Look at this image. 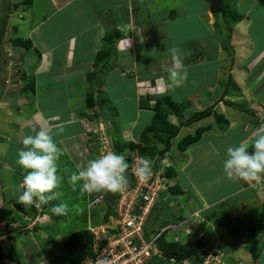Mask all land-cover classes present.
Wrapping results in <instances>:
<instances>
[{"label": "crops", "instance_id": "obj_1", "mask_svg": "<svg viewBox=\"0 0 264 264\" xmlns=\"http://www.w3.org/2000/svg\"><path fill=\"white\" fill-rule=\"evenodd\" d=\"M232 1L240 9L237 19L212 12L209 0H34L24 7L19 37L30 40L31 46L17 43L22 49L15 51V59H25L21 68L33 79L34 89L19 91L18 85L27 80L5 87L4 76L0 80V142L5 137L14 144L7 159L0 153V249L7 251L9 242L13 248L11 256L0 259L55 264L53 257L61 252L43 248L38 244L40 233H29L52 216L41 213L35 228L36 210L16 200L23 173L12 153L23 147L27 135L49 129L61 150L57 169L62 172L61 164L67 165L62 159L83 167L99 154L88 128L109 120L111 129L116 126L111 131L113 146L138 142L163 99L168 108L170 100L176 103L166 120L178 126L177 132L162 157V166L169 164L173 171L148 222L152 218L153 223L171 225L165 230L166 240L202 239L208 249L223 254V264H264V223L254 233L264 201V192L254 185L260 182L264 187V174L229 179L222 169L226 148L251 144L255 130L264 125V0ZM1 2L8 15V0ZM172 49L183 64L175 79L169 75L175 63ZM98 50L107 55L95 61ZM90 71L96 74L89 81ZM89 89L96 95L95 123L88 111ZM205 109L210 111L192 117ZM197 132V138L189 139ZM155 143L157 149L163 146ZM215 165L219 169L213 173ZM220 176L228 187L222 192L214 188ZM61 181L55 190L63 198H73L75 189ZM232 181L235 186H229ZM83 195L87 201L88 193ZM57 200L60 203V196ZM169 216L177 221H165ZM25 256L30 261L24 262Z\"/></svg>", "mask_w": 264, "mask_h": 264}, {"label": "clouds", "instance_id": "obj_2", "mask_svg": "<svg viewBox=\"0 0 264 264\" xmlns=\"http://www.w3.org/2000/svg\"><path fill=\"white\" fill-rule=\"evenodd\" d=\"M171 52L175 63L169 70V75L175 79L183 64L177 50L172 49ZM21 143L23 147L18 150L17 164L23 173V180L17 187V202L24 206H32L34 203L40 206L57 199L59 192L55 189H58L62 180L57 170V161L61 155V150L54 141L50 130L41 127L35 135H27ZM249 147H251V151H249ZM164 154L159 158L164 157ZM129 166L128 159L124 154L109 150L89 159L83 167L78 166L77 171L68 177V183L73 189L78 187L81 193L118 192L128 184L127 170ZM167 166L169 164L163 165L162 175L166 181L163 190L166 189L167 178L169 177L165 174ZM222 169L229 179L247 180L264 174V125L255 130L251 144L240 143L226 148ZM151 171V161L141 157L135 174L139 179L146 180ZM256 183L260 184V182ZM258 190L264 192L263 188ZM66 209V204L59 203L51 206L50 211L54 215H63ZM210 250L216 249H208V251ZM218 252L220 253V251ZM203 259L197 264H200ZM189 260L190 258H183L178 263L193 264ZM183 261L187 262L183 263Z\"/></svg>", "mask_w": 264, "mask_h": 264}, {"label": "rangeland", "instance_id": "obj_3", "mask_svg": "<svg viewBox=\"0 0 264 264\" xmlns=\"http://www.w3.org/2000/svg\"><path fill=\"white\" fill-rule=\"evenodd\" d=\"M33 1L34 0H8V11H9L8 15H6V13L2 12L3 5H2V2L0 3V14H3L2 19L0 20V80L2 79V76H4V78H5V83L3 85L4 87L9 86L13 83L16 84L18 79L21 82H22V80H24V81L27 80V82H28V80H29V79H27V75L24 72V69L21 68L22 62L26 63L25 59H23V58L15 59V51L19 50V52H21L22 47H25V45L20 43L22 47L21 46L17 47L19 45H17V43L15 41H17L21 38V37H19V29H20V27H19L20 26L19 25L20 19L19 18H21V19L24 18L22 16L23 11H24V7L30 2L32 3ZM226 4H225L226 15L231 14L232 19L233 18L237 19L238 18L237 14H239L238 11H240V9L238 10V7L234 6L235 1L227 0ZM33 17H35V16H33ZM26 25L28 26L29 24L25 23V26ZM45 28H47L45 24L41 26L40 32L42 34H45V32L43 31ZM56 32L57 31H55L54 34H56ZM60 32H63V31L61 30ZM229 35L230 34L228 33V38H229ZM224 37L227 39V34H225ZM226 39H225V41L227 42V45L231 46L229 41H227ZM54 41H55V38H54ZM115 45H119V40L116 41ZM28 47H30V46H28ZM30 80H33V79H30ZM28 84H30V83H28ZM25 85L27 86V88H30V87H28L27 84H25ZM25 85L19 84L18 85L19 91L24 90ZM3 89H5V88H3ZM3 89L1 91L2 93H3ZM93 90H94V87H93ZM16 93H18L17 90H16ZM95 98H96V95L94 94V92H92L91 99H87V100H90L87 102V105L89 106V109H88L89 116L91 115V117H92L91 119L93 120L94 123H95V119H94L95 116H94L92 110H94L95 105H96ZM9 104L12 105L11 103H9ZM108 110L113 111V109L111 107L108 108ZM208 111H210V109H208L207 112ZM97 120H99V119L97 118ZM105 122H106V124L99 127V122L97 121V127L96 128H95V126H91L90 128L87 129V133H89L90 140H92L94 146L97 147V150L99 153L98 155H100L103 152L113 150V145H112L113 142L111 139L112 132L111 131L112 130L116 131V126L113 125V129H111L110 128V121L105 120ZM115 123L117 124V122H115ZM102 124H103V122H102ZM8 140H9V138L4 137L3 140L0 142V153L2 155H4L5 159H7L6 154L9 152V150L14 145L10 141L8 142ZM156 145H157V143H156ZM127 151H128V153L126 154V157L128 159L129 165L130 164L132 165L134 159H135V162L137 161L136 160L137 156H138L137 152H136L137 150L132 149V147H130V148L128 147ZM17 155H18V152L12 153V156L15 158H17ZM4 157H3V159H4ZM132 157H133V160H130V158H132ZM62 162H66V164H67V165L61 164V168H64V170L62 172H60L59 169H57V170H58V173L60 174V176L64 175V177H62V180L68 181V177H70V175L73 172L77 171L78 166L73 162L70 163V161H67V159L66 160L62 159ZM57 167H58V165H57ZM218 169H219L218 165L217 166L215 165L213 167V173H216ZM218 174L220 175V170L218 171ZM224 179L225 178H222L220 176L218 178V182H217L218 184L215 185V187H214L215 189H219L220 192H222V190H224V189H228L227 183H224ZM61 183H62V181H61ZM234 183L235 182L232 181V182H229L228 184H229V186H235ZM259 186H261V184H259L258 187H256V189H259ZM58 188H60V187H58ZM261 188L264 189L263 186H261ZM74 191H75V194H74L75 196L73 195V198H76L75 202L72 201L73 198H63L62 193H59V196L61 198L60 203H62L63 199H64V201L67 202V204L69 206H72L71 209H67V213H68L67 215H61V217H59L56 221L54 219H52L51 221L42 223V226L40 227V229L36 228V230H35L32 228L33 230L30 229L31 231H29V233L31 235L35 234L34 231H36V233H40L41 239H39L38 244L40 245V242H41V246L43 248L49 247L52 249L54 247L55 250L60 249L61 252L59 254H57V257H53L54 258L53 263H55V264H69V255H68L69 253L64 251V249H65L64 238H66L65 236L70 231H72L76 228L82 227L84 225L87 226L88 223L94 224V223L101 221L102 220V212L104 211L105 204L111 198L112 194H114V192L109 191V193H108L109 195L106 197L104 196L102 201H98V202L96 201V202H94L93 206L89 207V206H87V201L84 198V195H83L84 193L81 194V191L79 190L78 187ZM111 200H112V198H111ZM58 201L59 200L54 199V200L49 201L46 204L47 207H46L45 211L47 213H49L50 216H51V211H50L51 206L59 204ZM100 207H101V209H100ZM39 215H41V214H39ZM157 221L158 220H156V222L153 223L152 218H150V220L148 222L150 224H148L149 226L147 227V231L149 234L157 231L159 229V227L164 223V221H160V222H157ZM165 221L174 222V221H177V219H174V218L169 216ZM38 224H40V223H38ZM152 225H154L156 228H152L151 227ZM28 226L30 227V224ZM58 232H60V238H58V236H59ZM206 240L210 241V238L208 236H206ZM27 257L23 258L24 262L30 261V258H27ZM5 259L8 260L9 258H5ZM9 260H12V259H9ZM12 261L14 263H16L14 260H12ZM34 262H35V260L31 261V263L35 264ZM20 263L24 264L22 261ZM175 264H176V262H175Z\"/></svg>", "mask_w": 264, "mask_h": 264}, {"label": "built area", "instance_id": "obj_4", "mask_svg": "<svg viewBox=\"0 0 264 264\" xmlns=\"http://www.w3.org/2000/svg\"><path fill=\"white\" fill-rule=\"evenodd\" d=\"M166 156V154H164ZM133 160L129 170L134 177V183L118 191L114 213L109 214L106 220L95 224H88L87 229L92 234V254H87L79 264H150L154 256H161L158 247V238L162 231L171 225L164 224L153 233H147L145 226L150 210L161 190L165 188L163 173V158L157 161L159 168L152 164V171L148 179L141 180L135 174L139 163ZM132 163V162H131ZM259 183L255 186L258 187ZM261 189V186H259ZM101 194L88 199L87 206L100 201ZM38 216L34 224L38 223L41 214V205L33 204ZM222 253L216 250L207 252L200 264H223ZM173 260V259H172ZM0 264H16L12 260L0 259Z\"/></svg>", "mask_w": 264, "mask_h": 264}, {"label": "trees", "instance_id": "obj_5", "mask_svg": "<svg viewBox=\"0 0 264 264\" xmlns=\"http://www.w3.org/2000/svg\"><path fill=\"white\" fill-rule=\"evenodd\" d=\"M209 7L212 12H218V11L222 13L226 12L224 0H209ZM108 39L109 37H106V40ZM15 42L18 44L20 43L24 44L26 48H28V46H31L30 40L28 39H19ZM106 55L107 53L105 50H98L95 55V61L106 57ZM95 74L96 73L94 71H90L89 73H87L86 74L87 80L90 81L94 79ZM29 81L30 82H27L26 84L33 91L34 89L33 80H29ZM25 88L27 90L26 85H25ZM86 97L87 99H91L92 89L88 90ZM159 99L160 98H158L157 100ZM162 101L163 99L159 100L156 103L155 112L151 118V122L140 133L139 141L138 142H132V141L123 142L122 144L116 143V145L114 144L113 146L114 151H116L117 153H122L121 151H123L124 147H129V148L132 147V149L137 150L136 152L139 158L141 157L147 158L148 160L151 161V164H153L155 168H159L157 161L160 159L159 157H161L164 153L168 151L170 147V139L171 137L175 135V133L177 132V127H178V126L172 125L166 120L168 109H175L176 103L170 100V102L167 104L169 106L168 108L164 106ZM206 111L207 110L205 109V110L194 112L192 114V117H199L201 115H204ZM215 116L216 118H219L218 115H215ZM199 132H197L193 136H190L189 139L192 140V139L197 138ZM155 141L161 142L163 146L157 149ZM165 170H166L165 174L170 177L173 171L172 167L169 165L165 168ZM127 176H128L127 185L133 184L134 177H133L132 172L129 169L127 170ZM108 193L109 191H98V192L88 193L89 197L87 198V201L88 199H93L98 194L102 195V198H101V201H102L104 196L106 197L109 195ZM116 197H117V192H114V194H112L111 196L112 200L111 198L109 200L107 199L108 201L106 202L104 211L102 212L101 221L106 220L109 214L114 213ZM28 207L29 209H32L33 211H35L34 205L28 206ZM41 207H42L41 213H44L45 205H41ZM153 207H154V204L150 210L149 216L152 213ZM63 215H67V212H65V214ZM51 216H52V219H54L55 221L59 217H61V215H54V214H51ZM2 217L3 215H0V218ZM263 223H264V201L258 213L257 227L254 229L255 230L254 233L258 230V228H260V225H262ZM36 226H38V223L34 225L35 228ZM147 226H148V218H147L146 226H145L146 231H147ZM164 235H165V231H162L158 238V247L161 250V256H154L152 260L150 261V264H170V263L173 264V262H179L183 258H190L192 259L191 263L197 264L203 259L204 255L208 251V248L205 246L204 241L200 238H192L189 242L181 243L178 240H171V241L166 240ZM8 247L9 249L5 252L1 251L0 249V258L11 256L13 254V248H12L11 242H9ZM65 249L70 255V264H79V261L84 256H86L87 254H92V234L87 229L86 225L76 228L68 233L65 239ZM252 252L255 254L254 250H252Z\"/></svg>", "mask_w": 264, "mask_h": 264}]
</instances>
